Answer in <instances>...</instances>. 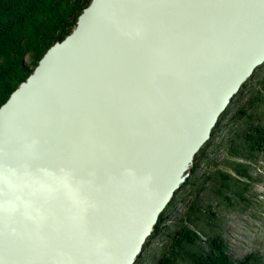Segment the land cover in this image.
Returning a JSON list of instances; mask_svg holds the SVG:
<instances>
[{"label": "bare ground", "instance_id": "1", "mask_svg": "<svg viewBox=\"0 0 264 264\" xmlns=\"http://www.w3.org/2000/svg\"><path fill=\"white\" fill-rule=\"evenodd\" d=\"M235 1L99 0L6 121L16 172L47 187L9 193L18 209H0V264H86L104 231L136 224L146 194L140 162L167 144L187 96L231 55Z\"/></svg>", "mask_w": 264, "mask_h": 264}, {"label": "trees", "instance_id": "2", "mask_svg": "<svg viewBox=\"0 0 264 264\" xmlns=\"http://www.w3.org/2000/svg\"><path fill=\"white\" fill-rule=\"evenodd\" d=\"M90 2L91 0H0V108L20 84L34 72L46 52L56 42L72 33L80 15ZM25 57L29 58L27 62H24ZM261 68H264V64L259 66L256 72ZM255 74L243 84L233 102L221 115L212 132V137L197 153L191 168V171L196 174L200 163L208 162L202 172L204 177L202 186L208 188L210 185L212 188L216 182L219 183V187L216 188H219L222 199L220 200L229 207H234L240 202L245 204L252 202L247 196L251 187L249 182L253 177L251 159L257 160L259 155L264 153V115H261L260 107L261 111L255 107L264 100V77L260 81L262 88L255 90L257 89L255 86L254 90L250 91L248 82L254 78ZM226 115H229L227 122L235 123V128L231 126L230 134L225 138L223 146L213 145L211 143L214 136ZM220 154L225 155L223 157L225 160L218 161ZM232 172L236 174V177ZM247 179L250 181L246 182ZM191 182L192 179L189 178L176 191L175 197L161 213L155 230L144 248L165 228L163 234L166 233L168 240L173 241L170 246L172 250L167 251L164 258L159 259V264H169L174 261L178 255L182 256V250H186L191 264H225L226 261L227 264H250L247 257L235 259L228 255V245L223 236L217 234L204 240L201 237L203 233L196 226L197 224L190 223L199 220L202 215L196 217L198 214L210 216L207 223L217 218V214L212 210V204L206 201L199 203L196 198L190 199L183 224L178 225L173 233L167 230L166 220L171 216L169 209L173 206L181 189L186 188ZM232 189H234L233 192ZM235 196L238 199H235ZM200 220L203 219L200 218ZM198 241H204L207 246H203L200 250H192V245L198 246ZM164 259L167 262L163 261ZM253 261L259 262L258 259Z\"/></svg>", "mask_w": 264, "mask_h": 264}, {"label": "water", "instance_id": "3", "mask_svg": "<svg viewBox=\"0 0 264 264\" xmlns=\"http://www.w3.org/2000/svg\"><path fill=\"white\" fill-rule=\"evenodd\" d=\"M98 5L99 0H92L80 15L72 33L56 42L46 52L34 72L20 84L0 108V172L8 169L22 170L19 164H14L15 158L9 155V148L3 141L5 125L9 124L6 122L7 119H10L13 111L15 112L22 97L38 85L55 56L81 36L87 21ZM234 5L237 10V24L235 23L236 27H234L236 36H234L231 55L226 57L225 63L218 66L219 71L215 78L210 77L201 83L200 92L192 97L187 96L183 111L177 122L172 125L167 144H159L161 146L149 152L146 163L145 160L140 162V176L146 175L141 179L142 183L146 181V185H142L146 194L139 196L138 199L141 208L138 221L133 224V219L129 218L119 227L114 225L113 228H108L106 236L104 231L99 247L97 245L91 256L89 255V263L86 264H135L145 243L155 230L161 213L190 175L197 153L211 137L221 115L257 67L264 63V0H236ZM101 29L105 30V21L96 31ZM196 83L193 82L194 87ZM62 114L66 116L65 111ZM14 128L17 129V127H9L8 132H12ZM72 130L67 127L64 132L75 134V130ZM49 133L58 135V131L54 132L51 129ZM49 152L55 159V154L51 150ZM10 192L12 190L0 183V200L4 202L11 200ZM2 229L0 228V231ZM6 248L5 241L2 242L0 239V249H2L0 263L4 262Z\"/></svg>", "mask_w": 264, "mask_h": 264}, {"label": "rangeland", "instance_id": "4", "mask_svg": "<svg viewBox=\"0 0 264 264\" xmlns=\"http://www.w3.org/2000/svg\"><path fill=\"white\" fill-rule=\"evenodd\" d=\"M62 27L65 29L64 26ZM52 31L54 33V30ZM28 60V57L24 58V62H27ZM254 73H256L254 75V78H252L251 81L248 82V88L250 91H253V88L255 86L257 88L255 90L260 89V87L262 88L260 81L264 77V68H261L258 72L255 71ZM257 83L258 85H256ZM233 99L231 103L233 102ZM255 107H260L262 109L261 111V109L259 108V110L261 111V115H264V100L258 105H255ZM124 108L125 104L123 103L122 109ZM112 112L113 111L111 110L109 111V113H106L107 115L105 121H112V117L108 115ZM228 116L229 115H226V117L222 120L221 126L217 130L211 144L223 146L225 144V138H227L230 134V130L232 128L231 126L235 128V123L231 124L230 121L229 123L227 122ZM220 156L221 157L218 161L225 160V158H223L225 155L223 156V154H220ZM207 163V161H205L204 163L201 162L199 169L196 171V174L195 172H190L187 180L191 178L192 182L187 185L186 188L181 189L178 197L176 198V201L169 209L171 216L166 220V225L168 226L167 230L173 233L174 230L178 228V225L183 224L186 219V212L189 207L190 199L195 200L196 198L199 203L200 201L202 203L203 201H206V203L212 204V210L217 214V218L211 219L209 220V223H207L206 221L208 218H210V216L198 214L196 217L202 215L200 218L203 220H200L199 218V220L196 222H190L192 224H197L196 226L201 229L203 233L201 234V237H203L202 239L206 240L209 237H214L219 234L225 238L226 244L228 245V255L235 259L247 257L251 262L250 264H264V153H262V155H259V158L257 160L251 159L253 177L251 181L247 179L246 182L250 181L249 183L251 184V187L249 189L250 192L247 193V196L251 198L252 202H247V204H245V202H240L234 207H229L228 205H225V202H221L222 199L220 198V193L218 190L219 188H216L219 187V183L216 182V184L212 188L210 185H208V188L202 186V180L204 178L202 176V172L208 165ZM232 173L236 177V174H234V172ZM233 191L234 189H232V192ZM235 199H238V197L235 196ZM164 231L165 228L151 239L146 248H144L142 253L139 255L135 264H159V259L164 258L163 256L168 253L167 251L172 250V247L170 246L172 245L171 243H173V241L171 239L168 240L166 233L163 234ZM197 243L198 246L192 245V250H200L203 249V246H207L204 241H198ZM181 253L182 256L178 255L176 258H174V261L169 262V264H191V260L189 259V255L186 253V250H182ZM255 259H258L259 262H254L253 260ZM163 261L167 262L165 259ZM225 264H227V261L225 262Z\"/></svg>", "mask_w": 264, "mask_h": 264}, {"label": "clouds", "instance_id": "5", "mask_svg": "<svg viewBox=\"0 0 264 264\" xmlns=\"http://www.w3.org/2000/svg\"><path fill=\"white\" fill-rule=\"evenodd\" d=\"M148 179L150 180L151 177L149 176ZM0 183H3L7 188L14 192L22 191L25 188H30L33 191H43L47 187V185L41 180L33 178L27 174L21 177L15 169H8L4 172H0ZM17 199H22V197H17ZM0 209L10 213L15 212L18 209L17 201H6L4 204H0Z\"/></svg>", "mask_w": 264, "mask_h": 264}]
</instances>
